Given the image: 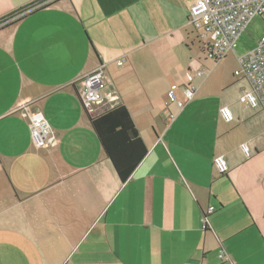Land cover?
<instances>
[{"label":"crops","instance_id":"obj_1","mask_svg":"<svg viewBox=\"0 0 264 264\" xmlns=\"http://www.w3.org/2000/svg\"><path fill=\"white\" fill-rule=\"evenodd\" d=\"M37 2L0 0V20ZM193 2L56 0L0 26V264H264V111L238 101L248 85L236 59L225 69L230 53L207 58L186 23ZM99 67L98 111L124 104L147 150L124 182L79 99ZM34 111L55 136L45 147Z\"/></svg>","mask_w":264,"mask_h":264},{"label":"built area","instance_id":"obj_2","mask_svg":"<svg viewBox=\"0 0 264 264\" xmlns=\"http://www.w3.org/2000/svg\"><path fill=\"white\" fill-rule=\"evenodd\" d=\"M53 1L56 0H41L28 9L44 6ZM28 9L0 20V26L13 21L29 11ZM255 16L264 18V0H194L188 9L186 23L191 27L207 58L217 62L233 51L236 39ZM235 59L237 67L233 74L245 79L248 85L239 95L238 101L251 107H260L264 111V35L261 36L254 48L241 56H236ZM123 62V56L116 60L117 65H122ZM102 71V68L99 67L98 72L83 77L79 81V99L86 114L93 115L97 113L98 108L105 103L102 89L106 87L99 79ZM204 73L205 69L203 67L187 71L186 83L183 85V95L186 100L192 99L194 95L196 87L192 83L193 79L201 77ZM108 88L111 92L112 88L110 86ZM176 89V84L170 86L167 92L168 102L181 110L183 102L177 98ZM109 98L114 100L117 97L110 94ZM26 113L28 127L35 145L45 147L54 142L55 136L52 134L43 115L38 111ZM219 113L224 121L233 120V113L228 106H221ZM174 118L175 114L169 112L166 120L171 122ZM239 147L246 157L250 155L246 143H240ZM212 163L218 174L223 175L227 172L228 165L223 155L214 156ZM213 211L214 207L209 206L202 213L203 225H206L207 216ZM219 256L221 258L224 256L222 251Z\"/></svg>","mask_w":264,"mask_h":264},{"label":"trees","instance_id":"obj_3","mask_svg":"<svg viewBox=\"0 0 264 264\" xmlns=\"http://www.w3.org/2000/svg\"><path fill=\"white\" fill-rule=\"evenodd\" d=\"M87 115L105 156L119 179L126 181L147 152L128 109L124 104L116 103Z\"/></svg>","mask_w":264,"mask_h":264},{"label":"rangeland","instance_id":"obj_4","mask_svg":"<svg viewBox=\"0 0 264 264\" xmlns=\"http://www.w3.org/2000/svg\"><path fill=\"white\" fill-rule=\"evenodd\" d=\"M264 35V18L261 16H255L246 25L243 32L236 39L233 51L230 53L228 59L226 60V70L233 66V61L236 56H241L248 52L250 49L254 48ZM195 36V35H194ZM197 44V42L195 41ZM200 55V53H199Z\"/></svg>","mask_w":264,"mask_h":264}]
</instances>
